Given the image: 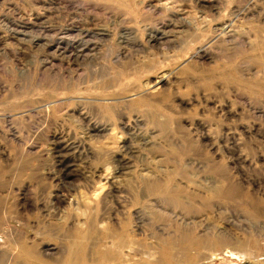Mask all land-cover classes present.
Instances as JSON below:
<instances>
[{"label":"rangeland","instance_id":"obj_1","mask_svg":"<svg viewBox=\"0 0 264 264\" xmlns=\"http://www.w3.org/2000/svg\"><path fill=\"white\" fill-rule=\"evenodd\" d=\"M0 264H264V0H0Z\"/></svg>","mask_w":264,"mask_h":264},{"label":"bare ground","instance_id":"obj_2","mask_svg":"<svg viewBox=\"0 0 264 264\" xmlns=\"http://www.w3.org/2000/svg\"><path fill=\"white\" fill-rule=\"evenodd\" d=\"M230 34H231V32H230ZM227 35H228V34H227ZM223 191H224V190H223ZM223 191H221V195H222V194H225L226 196H227V195H228V196H230V195L232 196V194H230L229 191H227V190H226V192H223ZM228 193H229V194H228ZM234 193H235V192H234ZM225 195H223V196H225ZM231 196H230V197H231ZM226 198H228V197H226Z\"/></svg>","mask_w":264,"mask_h":264}]
</instances>
